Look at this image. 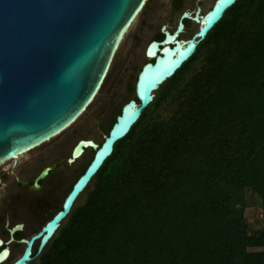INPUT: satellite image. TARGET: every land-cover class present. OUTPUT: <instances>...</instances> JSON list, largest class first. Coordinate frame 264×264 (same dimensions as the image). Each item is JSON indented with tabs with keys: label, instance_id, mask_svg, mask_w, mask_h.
Wrapping results in <instances>:
<instances>
[{
	"label": "trees",
	"instance_id": "obj_1",
	"mask_svg": "<svg viewBox=\"0 0 264 264\" xmlns=\"http://www.w3.org/2000/svg\"><path fill=\"white\" fill-rule=\"evenodd\" d=\"M253 197L264 215V0H239L32 264H264Z\"/></svg>",
	"mask_w": 264,
	"mask_h": 264
},
{
	"label": "water",
	"instance_id": "obj_2",
	"mask_svg": "<svg viewBox=\"0 0 264 264\" xmlns=\"http://www.w3.org/2000/svg\"><path fill=\"white\" fill-rule=\"evenodd\" d=\"M150 0H0V166L18 159L57 138L91 108L104 90L133 24ZM239 0H215L212 8L182 20L200 26L190 41H179L181 22L174 34L163 27L165 39L152 41L145 51L148 62L136 77L135 97L123 104L116 122L103 141L78 138L67 163L79 161L88 150L92 162L66 197L61 211L25 245L13 264H30L34 242L40 240L37 255L55 236L63 221L92 179L113 154L156 97L196 53L225 13ZM122 61V60H121ZM151 61H154L151 62ZM50 168L37 178L44 179ZM22 226L10 231V241ZM3 241L0 240V247ZM10 250L0 252L5 264Z\"/></svg>",
	"mask_w": 264,
	"mask_h": 264
},
{
	"label": "rangeland",
	"instance_id": "obj_3",
	"mask_svg": "<svg viewBox=\"0 0 264 264\" xmlns=\"http://www.w3.org/2000/svg\"><path fill=\"white\" fill-rule=\"evenodd\" d=\"M153 2L154 0L149 1V4L127 34L119 54V61L115 63V66H117L116 68H119V70L112 72L100 96L79 121L57 138L20 157L17 162L8 161L0 166V224H3L7 219L10 220L11 225L16 222H25L28 226L27 231L29 237L39 231L45 220L35 228L36 230L34 229V226L37 225V211L40 213L46 210L48 206L54 209L57 203V197L53 191L50 190L51 187L47 185V183L46 186H49V188H46L38 196V199H43V202L37 205V203L34 202L35 198L27 197L26 201L18 205V200L22 193L27 190V194L29 193L31 180L43 169L45 163H52L56 160L65 163L72 146L78 138L93 137L101 143L103 141V136L117 115V109L134 97L130 92L129 85L135 83L137 71L146 62L144 50L153 36L144 39L142 45L140 44L141 41L137 42V40L143 38L142 31L144 24L142 22L145 21L149 6ZM213 3L214 0L205 1L202 12H207ZM189 35H191V33ZM139 56H142L143 60H140ZM135 65H137V67H135ZM92 155V151L88 150L79 161L72 164L68 171L69 174L60 185L63 186V184L69 182L71 179V181H73L77 173L89 162ZM11 166L10 177L7 180H3L1 176L2 172L9 170ZM18 182L25 183L23 192L22 189H18ZM53 182L54 180H51V185ZM59 193L61 201L65 192L60 189ZM247 217L249 224L254 230L258 229L260 221H264L261 201L258 197H253V200L248 206ZM34 221H36V223ZM10 247L12 250L11 257L5 264H10L17 259L22 251V247L19 248L15 244H11Z\"/></svg>",
	"mask_w": 264,
	"mask_h": 264
},
{
	"label": "flooded vegetation",
	"instance_id": "obj_4",
	"mask_svg": "<svg viewBox=\"0 0 264 264\" xmlns=\"http://www.w3.org/2000/svg\"><path fill=\"white\" fill-rule=\"evenodd\" d=\"M205 1H207V0H154V2L149 6V11L147 12V17H146L145 21L142 22L144 24L143 31H142L143 32V38H140L139 40H137V42L141 41L140 44L142 45V41H144V39H146L147 37L153 36L152 40L148 43V45L146 46V48L144 50V55H145L146 49L148 48V46L150 45V43L152 41H157V42L164 41L165 34L163 31V27H166V31H169L171 34H174L177 31V29L179 28L180 23L182 22L184 25V28H183V31L179 34L178 40L179 41H186V42L190 41L198 33L200 26L198 24H195L191 20H187V19L182 20L181 19L182 15L185 13H189V14H191L192 17H195V13H196L197 9L201 8V10H202V7L205 5ZM214 2H215V0H214ZM213 4H212V6H213ZM212 6H211V8H212ZM201 14L204 15L205 13H203L201 11ZM190 33H191V35H189ZM139 59L143 60L142 56H139ZM147 62H148V60L143 65H145ZM151 62L154 63V61H151ZM137 65H135V67H137ZM141 68L137 71V74L135 76V83L137 80L136 79L137 75L142 70ZM135 83L130 84V85H135ZM131 94H133L135 97V88H134V91L131 92ZM134 97H132V98H134ZM122 106L117 109V114H118V110H122ZM116 118H117V115H116ZM108 131L109 130H107L105 135H107V133H109ZM84 138H87V137H84ZM92 153H93V155H92L91 159L83 167V169H81L77 173L76 178L73 181H71L72 179L69 180V182L63 184V186L60 184L69 174L68 171L70 170V167L72 165L68 164L67 161L65 163H62L59 160L53 161L52 163H45V166L43 167V169L38 174H36V176L31 180L30 190H29L28 194H27L28 190L26 192H23L24 187H25V183L18 182L19 183L18 189H22V192H23L22 195L19 197L18 205L19 204L21 205L23 203V201H26L27 197L28 198H30V197L35 198L34 202L37 203V205H39L40 202H43V199H38L39 198L38 196L46 188H49V186L51 187L50 190H52L53 193L55 194V196L57 197V203L55 205L56 208L54 207V209H51L50 206H48V207H46V210H43L40 213H38L39 211H37V215H36L37 225L34 226V229L37 228L38 225L43 220H45V222L42 225L41 229L39 231H37L36 233H34L33 235H31L30 237L28 236V231H27L28 226L25 222H16V223L11 225L10 220L7 219L3 224H0V230H1L0 231V233H1L0 234V240L3 241V245L0 247V252L3 250L9 249L10 255H9L8 259L11 257V252H12L11 247H10L11 244H15L19 248L22 247L21 254L18 256V258H19L25 250V245L21 244L20 241L30 240L32 236L37 235L46 226V224L49 221H51L59 211H61L63 203H64L66 197L72 191L74 184L79 179V177L85 173V170L88 168V166L92 162L93 157L95 155V151H92ZM48 168H50V170H49L47 176L44 179L38 181L39 187H38V189H35L34 188L35 181L37 180L39 175L45 169H48ZM11 169H12V166L9 168V170L2 172L1 176L3 177V180H7L10 177ZM51 180H54L52 185H51ZM46 184L49 186H46ZM60 189L63 192H65V195L61 201H60L61 196L59 193ZM47 209H49V210H47ZM34 222L36 223V221H34ZM17 225L22 226V229L19 232H16L14 234L13 237H14L15 241L11 242L10 241V231ZM39 245H40V240H37L34 242V245L32 248V257H34V259L32 260V262L30 264H32L42 254L41 253L40 255H37ZM17 259H15L10 264H13Z\"/></svg>",
	"mask_w": 264,
	"mask_h": 264
},
{
	"label": "bare ground",
	"instance_id": "obj_5",
	"mask_svg": "<svg viewBox=\"0 0 264 264\" xmlns=\"http://www.w3.org/2000/svg\"><path fill=\"white\" fill-rule=\"evenodd\" d=\"M71 153V152H70ZM70 153H69V155H70Z\"/></svg>",
	"mask_w": 264,
	"mask_h": 264
}]
</instances>
